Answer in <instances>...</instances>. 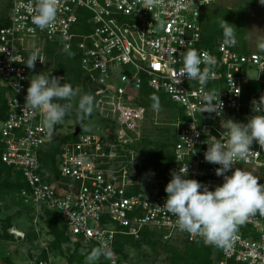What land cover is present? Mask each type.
Returning a JSON list of instances; mask_svg holds the SVG:
<instances>
[{"label": "built area", "instance_id": "2783aa9c", "mask_svg": "<svg viewBox=\"0 0 264 264\" xmlns=\"http://www.w3.org/2000/svg\"><path fill=\"white\" fill-rule=\"evenodd\" d=\"M218 1L185 0L186 6L181 7L178 0H162L149 11L144 0H59L54 25L41 31L31 20L33 0H10L7 23L0 27V85L10 89L6 92V118L0 124L1 162L23 172L30 191H22L20 196L32 211H59L73 242L95 248L104 241L110 252L109 258L103 256L105 264H121L113 249L116 234L136 240L140 231L148 228L162 232L163 240L180 235L189 242H203L178 228L176 217L163 207L167 194L157 193L156 187L168 182L169 171L187 164L186 178L196 179L210 190L222 184L223 178L215 174L219 165L204 159L206 142L224 137L226 143L221 120L246 123L255 114L251 102L264 95L263 53L248 48L239 51L236 39L233 46L224 45L223 38L214 48L199 46L200 17ZM83 26L85 33L76 32ZM48 43L55 50L64 51L65 45L76 50L79 68L98 112L107 119L108 136L113 138L110 142L95 132L80 131L74 143L61 148L57 170L66 183L58 194L54 181L46 182L36 174L38 151L50 144L53 134L42 123L39 110L25 107L35 72L22 63L28 59L25 52L44 50ZM190 48L209 53L217 61L210 66L214 75L206 86L178 77L183 67L181 54ZM45 63L44 55L39 56L35 68L45 70ZM200 67L203 70L209 65ZM142 87L165 93L177 109L169 123L173 160L145 175L130 146L140 141L144 126L159 119H148L151 109L138 102ZM211 91L222 101L219 115L200 111L201 96ZM251 147L253 154L247 160H237L235 167L264 169V149L255 142ZM143 179L151 182V187H143ZM136 188L139 191L134 192ZM235 235L231 248H220L218 264L227 260L264 264V216H250ZM36 264L53 263L40 260Z\"/></svg>", "mask_w": 264, "mask_h": 264}, {"label": "clouds", "instance_id": "9594fccd", "mask_svg": "<svg viewBox=\"0 0 264 264\" xmlns=\"http://www.w3.org/2000/svg\"><path fill=\"white\" fill-rule=\"evenodd\" d=\"M161 2L162 0H144L145 9L151 11ZM58 3L59 0H33L32 23L41 31L50 29L57 17ZM178 3L181 7L186 6L185 0H178ZM259 3L264 5V0H259ZM219 27L223 31V44L233 46L236 38V27L224 19L219 21ZM64 51L69 56L74 55L70 52V45H65ZM181 56L183 67L179 70L178 77L197 80L202 86H206L207 81L214 75L210 66L217 63L215 58L209 53H200L194 48L188 49ZM37 59L35 55H30L27 61H22V63L26 64L29 69H34ZM202 63L209 65V67L201 70L200 65ZM61 81H63V77L46 76L43 73L37 74L30 79L25 96V107L39 110L42 123L49 134H53L52 139L58 136L56 132L61 129L54 132L55 125L63 122L73 107L71 101L79 95L78 89H74L69 83H61ZM216 97L215 91L204 93L201 96V113L207 112L211 115L215 112L219 115L222 109V101L219 98L217 100ZM94 99L91 94L80 96L77 105L78 114L90 115L94 111ZM151 99L154 113L152 118L159 119L157 117L161 108L159 97L153 95ZM56 101H68V103L62 104ZM251 104L255 114L250 116L246 123L230 118L221 120V127L226 130V143L222 142L224 137L220 139L212 137L211 142H206L208 147L204 152V159L208 163L219 165L215 174L223 178L222 184L216 185L214 190H210L206 184L196 179L186 178L188 176L187 164L170 173L172 178L165 187L167 198L163 207L176 217L177 226L181 231L199 236L206 245L229 249L235 242V234L239 226L244 225L250 216L257 213L264 216V184L260 183L259 178L252 172L235 167L237 160H247L253 154L251 146L254 142L261 149H264V95L259 100H253ZM102 119L107 123V119L103 117ZM158 121L151 126L159 125L161 121ZM82 124L83 122H81V126ZM148 126L142 128L140 141L133 145L134 151L137 144L141 143L146 131L145 128ZM76 127H79L78 132L82 131L80 126L73 124L69 132L74 133ZM83 128L89 129L91 127L84 123ZM105 128L106 131L104 130V132L107 135L110 134L108 130L110 127ZM95 133H97V129H95ZM196 135L199 134L196 133ZM138 157H140L139 154ZM162 168L149 169L147 172ZM141 169L144 175L147 174L143 168ZM143 182L152 184L143 179L141 181L143 187H145ZM13 230H11L12 236L19 235L16 238L20 239V233L16 232L15 234ZM14 236L13 238H15ZM81 247H86L83 248L86 249V252L91 248L85 245H81ZM103 256L109 258L110 252L106 243L100 241L98 247L86 254V264H95L96 261L99 262L100 258L103 260Z\"/></svg>", "mask_w": 264, "mask_h": 264}, {"label": "trees", "instance_id": "16d2710c", "mask_svg": "<svg viewBox=\"0 0 264 264\" xmlns=\"http://www.w3.org/2000/svg\"><path fill=\"white\" fill-rule=\"evenodd\" d=\"M4 10L1 12L0 8V27L6 25L7 17L10 10L11 2L10 0H4ZM259 4V0H248L247 4H243L239 7V9L228 10L222 9L220 11L221 14L216 15L214 10L211 9L210 13L202 14L200 17V31H201V42L200 47L214 48L216 41L220 38H223V31L219 27L212 31H207L205 28V21L207 15L216 16L217 20L224 19L230 24L234 25L236 28L240 27L243 29L245 33L242 16L243 14L250 9L252 6ZM87 29L85 26L81 27L80 30H76V32L85 33ZM237 40V38H235ZM237 44L238 40H237ZM247 46V45H246ZM246 46L237 45V49L241 52L246 50ZM245 48V49H244ZM74 55L69 56L67 52L62 50H55L53 44H46L45 49H39L34 53V51L29 50L25 52V56L29 58L30 55H35L37 58L44 55L45 63V71L50 72L53 71L58 75L64 77L61 83H69L72 85L74 89L79 90V95L76 98L75 105L78 103L80 96L84 94H91L92 90L88 88V84L86 83L85 76L81 69L79 68V56L74 48L70 50ZM10 89L7 87H3L0 85V124L5 120L6 114L8 111L7 106V97L6 92H9ZM153 92V94H151ZM159 97L161 108L158 111L166 110V113L171 114L172 112H177L176 105L170 101V98L163 92H154L146 87H142L139 92L138 102L145 106L146 108L151 109L150 112L153 113L151 96ZM59 103H68V101H56ZM96 108V107H94ZM97 109V108H96ZM98 111V109H97ZM95 112V110L93 111ZM81 114H78L77 106L75 109H71L68 115L65 116V122L70 121L73 122L74 125L80 126L81 132L85 133H93L95 129H97V134L100 138L108 139V141H112L113 138L108 136L104 130L105 127H108V122L104 124H96L95 128H83L84 120H82ZM92 117V113L88 115ZM153 117V116H152ZM103 120V119H102ZM104 121V120H103ZM81 122H83L81 126ZM101 125V126H100ZM159 125H154L153 128ZM62 128V123L55 125L54 132L58 129ZM162 128V129H161ZM160 135H163L164 132L172 133V126L163 125L160 127ZM147 131H145L146 133ZM77 140V136H73L72 132L64 133L60 136H56L49 145L44 146L42 149L38 151V162L39 166L36 170V174L40 177L44 176L43 179L46 182H53L56 185L55 194H58L59 189H64V183H66V179L63 178L57 170V159L61 152V148L68 144L74 143ZM168 143L161 142L160 140L143 134V138L140 144H137L135 147L136 153L139 154L140 167L143 168L144 171L147 172L149 169L162 168L164 165H167L172 162L173 155L171 151V147L173 145V134L166 139ZM133 148V146H130ZM3 150V142L1 139L0 133V156ZM166 155V156H164ZM168 155V156H167ZM172 171L168 172V182L170 181ZM0 196H4L5 194L16 195L19 205H21L24 209L28 208L23 202L20 196L22 191L29 192V185L23 175V172L14 170L10 167H7L5 164L1 162L0 159ZM43 181V180H42ZM44 182V181H43ZM167 182V183H168ZM165 182L162 185L156 187L157 193H166L165 187L167 185ZM134 192L139 191L137 188L133 190ZM44 226L46 228L47 235L52 238L49 245L43 249L41 252V258L43 261H49V253H57V255H61L65 258V261L68 264H73L74 262H82V260L86 257V254L90 253L94 247H91L87 252H79L77 254H66L63 251L62 245L69 243V237L66 233V227L63 224L62 215L59 211H44ZM4 229L10 227L8 220L6 219ZM244 231V230H243ZM243 231H241L243 233ZM27 236L32 238H37L38 234L35 232H31L27 234ZM13 236H9L6 232L0 235V240L7 239L8 241L13 239ZM176 238L173 237V241L169 238L167 240H163V233L160 231H156L153 229L144 228L140 231L139 238L134 239L131 236L124 234H116L113 241V249L115 254L118 256L120 262L124 261V257L126 256L125 248L129 246H133L134 248H140L141 245L147 246L151 249L152 252L158 253L160 251L161 254H164L166 260L169 264H218V261L221 258V249L215 246L206 245L201 241H193L189 242L186 238L180 235H175ZM178 241V243L176 242ZM163 242L160 244V242ZM74 248L78 251L81 248V244L79 242H73ZM67 251L69 248L67 247ZM124 263V262H123ZM0 264H14L11 257L1 254L0 251ZM98 264H105L102 258H100ZM225 264H240L236 263L233 260H227Z\"/></svg>", "mask_w": 264, "mask_h": 264}, {"label": "rangeland", "instance_id": "374dc122", "mask_svg": "<svg viewBox=\"0 0 264 264\" xmlns=\"http://www.w3.org/2000/svg\"><path fill=\"white\" fill-rule=\"evenodd\" d=\"M247 1L248 0H219L217 3L206 8L203 14H205L206 12L210 13L211 9L214 10L216 15L221 14L220 11L222 9L237 10L241 5L247 4ZM4 5L5 1L0 0L1 12L4 10ZM242 22L245 33L240 27H237L235 29L236 38L239 43L238 48L239 46L247 45L246 47H249V50H254L264 54V46H262L264 45V5H261L259 3L248 9L242 16ZM205 27L207 31H210L212 33V31L219 28V20H217L216 16H211L208 14L205 21ZM33 71L35 72L33 76H35L37 74L44 73L43 71L45 70H43L42 68H34ZM151 94H153V92H151ZM76 98H73V100L71 101V103L73 104L72 109H75V107L78 105V103L76 105L74 103L76 102ZM94 106L96 107L95 102ZM94 110L95 112H92V117H89L88 115L82 116V120L85 121L84 123L89 125L91 128H95L96 124H102L104 122L102 120L103 116L100 115L96 108H94ZM176 113L177 112H172L171 114H169L166 113V110L160 111V113L158 112L157 117L161 122L159 123V126L155 127L159 128L155 129L153 128L154 126H148L147 128H145L147 132H144V135H148L151 137L154 136V138L160 140L161 142L168 143L166 139H168L169 136L173 134V130L172 133L164 132L163 135H160L159 132L162 129H160V127H162L163 125H169L170 121H172L176 116ZM153 114L154 113H148V119L151 120ZM73 124L74 123L70 121H63L62 128L57 131L56 134L60 136L64 133L69 132L70 127ZM242 169L252 172L259 178L260 183L264 184V169L254 170L250 167ZM0 177H2V175H0ZM143 185L146 188L151 187V185L146 182H143ZM154 189L155 188H153V190ZM6 219L10 224V228L4 229ZM44 219L45 216L43 209L32 211L29 206L28 208L24 209L21 205H19L16 195L14 196L12 194H5L4 196H0V235L6 232L9 236H11V230L13 229H16L13 230L15 234L16 232H18L21 235L20 239L16 238L19 235H17L16 237L13 235L15 238L12 237L13 239L9 241L7 239L0 240L1 254L4 255L5 253L8 257L10 256L14 264H36V262L43 260L40 254L52 240V238L47 235L48 233L46 232V228L43 224ZM88 226L93 227V224L88 221ZM31 232L37 233L38 237L32 238L27 236V234ZM173 237L176 238L175 236L170 237L172 241ZM176 242L178 243L177 240ZM72 243V240L69 239V243L62 245L63 251L66 254L86 252V249H83L86 247H81L78 249V251H76ZM162 243L163 242L161 241L160 244ZM67 247L69 248V251H67ZM125 252L126 256L124 257V263L122 262L121 264H169L164 254H161L160 251H158V253H154L147 246L141 245L140 248L136 249L133 246L128 245L125 248ZM49 256V259L53 264H65L66 262L65 258L61 255H57V253H49ZM97 263L98 261L95 262V264ZM73 264H86V257L82 260V262H74Z\"/></svg>", "mask_w": 264, "mask_h": 264}, {"label": "water", "instance_id": "95a60500", "mask_svg": "<svg viewBox=\"0 0 264 264\" xmlns=\"http://www.w3.org/2000/svg\"><path fill=\"white\" fill-rule=\"evenodd\" d=\"M79 131V127H76L75 130H74V133H73V136H75Z\"/></svg>", "mask_w": 264, "mask_h": 264}, {"label": "crops", "instance_id": "0c3cea01", "mask_svg": "<svg viewBox=\"0 0 264 264\" xmlns=\"http://www.w3.org/2000/svg\"><path fill=\"white\" fill-rule=\"evenodd\" d=\"M247 48H249V47H247Z\"/></svg>", "mask_w": 264, "mask_h": 264}]
</instances>
